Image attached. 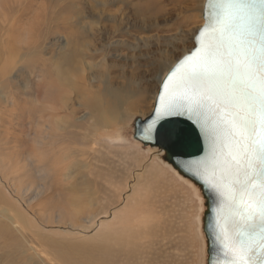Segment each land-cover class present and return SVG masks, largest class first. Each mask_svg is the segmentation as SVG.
<instances>
[{
  "label": "rangeland",
  "instance_id": "1",
  "mask_svg": "<svg viewBox=\"0 0 264 264\" xmlns=\"http://www.w3.org/2000/svg\"><path fill=\"white\" fill-rule=\"evenodd\" d=\"M205 1L0 0V264H58L61 257L98 264V233L129 194L87 231L67 218L51 223L52 212L37 206L51 192L35 200L34 192L24 194L38 190L37 158L45 152L79 161L64 186L78 188L82 211L91 199L101 204L106 184L114 193L128 181L135 194L144 181L133 177L158 169L127 220L135 236L118 264H204L197 192L150 151L128 143L126 131L153 112L162 78L195 47Z\"/></svg>",
  "mask_w": 264,
  "mask_h": 264
},
{
  "label": "snow or ice",
  "instance_id": "2",
  "mask_svg": "<svg viewBox=\"0 0 264 264\" xmlns=\"http://www.w3.org/2000/svg\"><path fill=\"white\" fill-rule=\"evenodd\" d=\"M204 16L197 47L177 64L187 67L172 99L141 135L154 136L165 116L197 117L206 148L182 167L219 201L211 225L218 252L209 264H264V0H207ZM224 203L233 218L222 223Z\"/></svg>",
  "mask_w": 264,
  "mask_h": 264
},
{
  "label": "bare ground",
  "instance_id": "3",
  "mask_svg": "<svg viewBox=\"0 0 264 264\" xmlns=\"http://www.w3.org/2000/svg\"><path fill=\"white\" fill-rule=\"evenodd\" d=\"M195 1H197V0H193V2H195ZM205 3H206V1H205ZM203 11H204V9H203ZM165 76L162 78L160 84L162 83V81L165 78ZM136 105H138L137 101L135 102V104H133L131 106V108H138V106H136ZM111 110H112V108H111ZM108 112H109V110H108ZM115 113H117V112H115ZM111 115H112V119L111 120L112 121L115 120V117H114L113 113ZM44 154L41 156V158H39L41 160H38V158H37V162L39 163V165L37 164L38 165L37 169L39 168L37 172L40 173V180H41V182L39 183L38 187L36 186L38 188V190H30V191L26 190L27 192L24 193V194H27L28 192H34V200H35V197L38 198L40 196V194L41 195L45 194L47 191L51 192L50 195L46 196L44 201L42 200L41 203H39V204L37 203L38 205L36 204L43 211H49V214H50V212H52L53 218H52V222L51 223L63 224L64 225L65 221H63V220L65 218H67L69 220V222L71 223V225L75 229L81 228V229H83L85 231H87L90 228L92 229V227H94V223L97 222V219H99V217L105 218V219H107L109 217L108 214L111 213V210H113V209H110V208L113 205L118 204L120 202V198L123 197V193H124V191L126 189H130L128 196L127 197H123V200H124L123 206L122 205L116 206V207H118V211L116 210L117 211L116 213H114L115 211L112 213L113 217L110 216L111 217L110 219L113 218V221H111V222L109 221L110 224L107 225V228L103 232L98 233V236H97V239H96L98 246H97L96 250H94V251L100 252L102 254L100 256L99 260H98V264H118L119 262L122 263L124 261L123 255L127 253L128 242H129L131 237L135 236V234L133 236V234L131 232L132 229L130 230V226L131 225H129V228H128V225H127L128 221L127 220L130 217V213H135L134 214L135 216L133 215V217H136V214L139 211L138 208H140L141 204L143 205V203H144V202L142 203V201H143L142 199L145 198V195H141L142 191L145 190L143 192H146V189H147L146 185H144V184L147 183V182H151L150 179H156L157 175H156L155 172L158 169H156L155 167H150V168L146 169L142 173V175L139 176L138 178H136V176L133 177V179L136 180V181L137 180H141V179H143V181H144V184L141 187V189L139 188V190H137L135 194L132 191L133 187L131 188L130 185L128 186V181L125 184L124 180H120V183L122 181L123 184H120L119 187H117L118 189H116V191L114 193H111L109 191V187L106 184V188H104L102 190L104 192V194L102 196V199L104 198V202H102V199H101V204L96 206L94 204V200L91 199V203L89 202V206L87 205L88 209L82 211L81 209H78L77 207H78V205H80L81 202H83L82 201L83 196L82 197H78V196H76L77 194H74L75 192L77 193V191H78L77 189L78 188L75 187V186H72V188H70V191L72 193H70V192H67L68 188L66 186H64V182H67L66 181L67 178H70L71 180L73 178L72 177L73 172L68 174V171L72 170V167H74V165H76V163H77V165H79L78 164L79 161L75 162L74 161L75 159L74 160L70 159L71 161L67 163V162H65V160L69 161V159L67 157L61 159L62 156L61 157L59 156V158H58L56 155L48 156V154H46V152ZM82 162L89 166V163L86 162L85 160H83ZM103 162H105V161H103ZM85 164H83V165H85ZM48 166L50 168H48ZM86 168H88V167H86ZM82 176H84V175H82ZM86 179H88L87 183L89 185H94V186H96V188H99L100 190L104 187L101 184H97L98 183L97 180L92 182L91 179L85 178V180ZM106 183H109V181H107ZM121 185H123L124 187L121 186ZM122 188H123V190H122ZM55 197L57 198L58 201L54 200ZM52 198H53L54 201L52 200ZM27 199H28V197H27ZM146 199H147V197H146ZM68 209H69V213L70 214L68 213ZM32 210H33V212H35L36 209L35 210L32 209ZM64 210L66 211L65 213L63 212ZM36 211H38V210H36ZM40 213L41 212H39V214ZM150 214H149V217H150ZM146 215L147 214H145V216ZM154 215H156V214H154ZM37 216H39V215H37ZM40 216H42V215H40ZM141 216L143 217L144 214L141 213ZM20 217L23 218L22 215ZM137 219L139 220V218H137ZM148 220H151V218L148 219ZM131 221H134V218ZM133 223L134 222H132V224ZM99 226H101V225H99ZM36 239L38 240L39 238L36 237ZM36 239L34 238L35 241H36ZM38 241H40V243H41L40 239ZM84 248H85V246H84ZM84 248H83V252L85 251ZM87 251H89V249ZM79 252H82V251H79ZM86 254H90V256H92V257L96 256V253L95 252H91V251L87 252ZM86 254H83V255L86 256ZM43 255L44 254H42L41 256L43 257ZM92 257L90 259H94V257L93 258ZM61 258L63 259V261H61L60 259L57 261V259L55 258V260L57 261L58 264H79V262H76L74 260V258H73V260L75 262L74 261L72 262L71 260H69V259H67L65 257H61ZM87 259H88V257H87ZM94 260L96 261V259H94Z\"/></svg>",
  "mask_w": 264,
  "mask_h": 264
},
{
  "label": "water",
  "instance_id": "4",
  "mask_svg": "<svg viewBox=\"0 0 264 264\" xmlns=\"http://www.w3.org/2000/svg\"><path fill=\"white\" fill-rule=\"evenodd\" d=\"M203 20L205 22L204 11ZM196 36H198V32L194 37L195 47L190 53L197 47L195 42ZM198 56L199 53H197V57ZM183 57L181 59H183ZM178 63L179 61L168 71L163 79L153 112L145 119L140 117L134 119L131 127L126 131V140L131 145L140 147L145 151H150L153 157L157 158L164 166L173 170L197 192L198 198L202 203L200 223L201 238L205 244L204 264H209L212 254L218 252L214 244L211 225L217 215L214 209H217L219 201L214 195H210L207 188L204 187L199 180L185 171L182 167L186 160L203 155L206 148L207 141L202 135L199 124L196 122L197 117L189 111H185L181 115L165 116L156 124V133L154 136L143 138L141 135L142 129L154 118L155 109L159 107L161 111H163L164 106L172 99L170 90L187 67V65H184L177 69ZM173 69H176V75L173 76L172 80L168 81V87L165 88L163 82ZM161 93H163L164 99H161ZM219 216L223 218L221 221L222 223L230 221L233 218L232 208L227 203L220 204Z\"/></svg>",
  "mask_w": 264,
  "mask_h": 264
}]
</instances>
